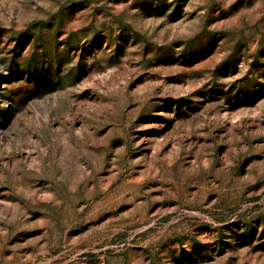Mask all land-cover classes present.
<instances>
[{
    "label": "rangeland",
    "instance_id": "374dc122",
    "mask_svg": "<svg viewBox=\"0 0 264 264\" xmlns=\"http://www.w3.org/2000/svg\"><path fill=\"white\" fill-rule=\"evenodd\" d=\"M0 264H264V0H0Z\"/></svg>",
    "mask_w": 264,
    "mask_h": 264
}]
</instances>
